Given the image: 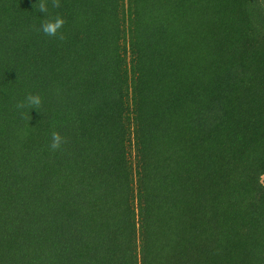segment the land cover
<instances>
[{"label":"trees","instance_id":"16d2710c","mask_svg":"<svg viewBox=\"0 0 264 264\" xmlns=\"http://www.w3.org/2000/svg\"><path fill=\"white\" fill-rule=\"evenodd\" d=\"M0 264H264V0H0Z\"/></svg>","mask_w":264,"mask_h":264},{"label":"clouds","instance_id":"9594fccd","mask_svg":"<svg viewBox=\"0 0 264 264\" xmlns=\"http://www.w3.org/2000/svg\"><path fill=\"white\" fill-rule=\"evenodd\" d=\"M44 11H45V8L43 4H41L40 12H44ZM63 24H64V20L60 17H57L54 21H49L47 23L42 24L41 27L45 34L49 36H55L57 33V30L60 29ZM40 103H41V99L39 96H34L30 94L25 98V102L17 105V108L33 106V109L35 110V106L40 105ZM62 143H63V137H61L58 133L53 132L51 148L59 149Z\"/></svg>","mask_w":264,"mask_h":264}]
</instances>
